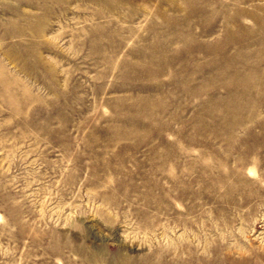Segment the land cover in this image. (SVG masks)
<instances>
[{"label":"rangeland","instance_id":"1","mask_svg":"<svg viewBox=\"0 0 264 264\" xmlns=\"http://www.w3.org/2000/svg\"><path fill=\"white\" fill-rule=\"evenodd\" d=\"M0 264H264V0H0Z\"/></svg>","mask_w":264,"mask_h":264}]
</instances>
